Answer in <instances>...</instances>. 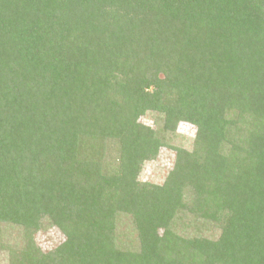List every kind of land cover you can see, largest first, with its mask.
<instances>
[{
    "label": "trees",
    "instance_id": "trees-1",
    "mask_svg": "<svg viewBox=\"0 0 264 264\" xmlns=\"http://www.w3.org/2000/svg\"><path fill=\"white\" fill-rule=\"evenodd\" d=\"M166 147L164 183L139 181ZM3 253L264 264V0H0Z\"/></svg>",
    "mask_w": 264,
    "mask_h": 264
},
{
    "label": "rangeland",
    "instance_id": "rangeland-1",
    "mask_svg": "<svg viewBox=\"0 0 264 264\" xmlns=\"http://www.w3.org/2000/svg\"><path fill=\"white\" fill-rule=\"evenodd\" d=\"M142 121L145 124L153 125L150 119H143ZM196 132L197 131L191 126L186 124L181 125L177 132L178 136L174 138L172 144L191 149ZM175 156V151L167 147L161 148L155 160L147 161L143 165L139 181L150 184H163L169 172L174 168ZM14 240V235H12V237L9 238V242H15ZM34 240L44 251H51L63 243L64 236L58 229L52 228L47 232H39L35 235ZM5 258H7V256L4 253L2 256L0 254V264H6L4 261Z\"/></svg>",
    "mask_w": 264,
    "mask_h": 264
}]
</instances>
